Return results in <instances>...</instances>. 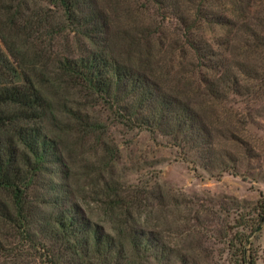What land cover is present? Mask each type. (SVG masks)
I'll list each match as a JSON object with an SVG mask.
<instances>
[{
  "label": "rangeland",
  "instance_id": "374dc122",
  "mask_svg": "<svg viewBox=\"0 0 264 264\" xmlns=\"http://www.w3.org/2000/svg\"><path fill=\"white\" fill-rule=\"evenodd\" d=\"M84 1L79 17L99 15L98 30L84 19L72 24L62 8L42 2L52 11L49 24L66 26V35L53 40L52 50L82 55L105 49L189 106L195 123L185 130L191 128L193 139L130 128L102 99L40 85L59 106L42 123L58 145L37 169L21 165L30 175L23 193L25 222L16 214L11 191L0 187V264H50L46 250L57 256L60 240L36 225L61 208L78 206L79 214L112 232L124 210L116 202L128 200L142 207L132 209L138 216L128 218L125 227L137 223L163 236L184 224L205 231L197 264H248L249 256L264 264V222L250 231L260 218L257 201L264 198V51L246 29L258 31L264 0L200 1L206 16L195 21L194 36L205 42L207 58L198 67L187 40L199 0ZM181 15L187 25L178 23ZM51 69L49 64L45 80H53ZM14 75L15 81L22 80L17 70ZM62 102L74 113L88 114L97 129L63 130L71 120L60 109ZM7 134L0 129V139ZM240 216L248 219L246 225L229 228ZM236 231L251 232L249 241Z\"/></svg>",
  "mask_w": 264,
  "mask_h": 264
},
{
  "label": "trees",
  "instance_id": "16d2710c",
  "mask_svg": "<svg viewBox=\"0 0 264 264\" xmlns=\"http://www.w3.org/2000/svg\"><path fill=\"white\" fill-rule=\"evenodd\" d=\"M44 1L54 9L62 8L72 24L84 19L85 23L93 24L92 30H98L96 21L100 18L96 20V17H100L99 15L79 17L80 4L84 0ZM44 1L0 0V129L9 132L4 139H0V187L11 191L21 223L25 222L28 209L23 196L24 185L30 182V175L22 166L37 169L47 157L48 150L58 145L55 138L48 136L42 124L49 113L59 108L42 92L40 85L45 82L54 91L65 89V94L78 91L85 97H92V101L102 99L115 111L118 121L130 128H156L176 139L184 137L188 141L193 139V133L191 128L187 133L185 127L195 123L189 106L166 94L131 66L119 63L104 52L105 49L82 55L55 53L52 42L66 35L62 34L66 26L50 25L52 14L49 12L52 11L42 4ZM200 1L192 24L188 26L187 40V45L196 54V67L205 66L202 61L207 58L205 42L194 36L197 28L195 21L199 22L206 16L201 9L204 2L201 4ZM185 22L186 17L181 15L178 23L184 26L187 25ZM257 26L258 31L249 26L246 29L249 30L248 35L257 40L264 51V15L261 20L258 19ZM49 64L53 68L50 70L54 76L52 81L44 78ZM16 70L21 76L20 82L15 81ZM201 81L208 84L205 78H201ZM60 107L68 115L67 120H71L63 130L97 129L88 114H81L80 111L74 113L64 102ZM122 202L124 201L116 202L124 210L112 232H106L102 225L79 214L78 206L75 205L50 214L42 226H36L43 234L55 235L60 244L56 245L59 250L57 256L48 247L45 260L50 264H197L198 256L203 250L202 241L207 239L205 231L184 224L181 228L168 229L163 236L162 231H146L137 227L140 226L137 223H134L136 227L127 225L126 228L127 219L135 216L132 209L142 206L134 202L135 205L132 202L130 204V200ZM52 204L55 205V202ZM144 206L147 208L146 204ZM257 206L260 218L251 227V232L258 231L264 222V198L257 201ZM150 211L148 209V213ZM247 220L240 216L236 226L229 228L246 225L244 222ZM24 227V231H28V224H24ZM238 233L245 236V242L249 241L248 234L236 231L235 235ZM209 236L212 234L209 233ZM231 241H228V245H231ZM248 264H255L252 256H249Z\"/></svg>",
  "mask_w": 264,
  "mask_h": 264
}]
</instances>
